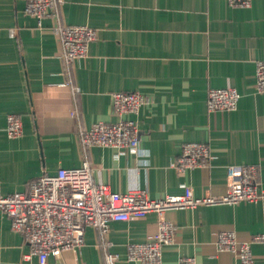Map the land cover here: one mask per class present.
<instances>
[{"label":"crops","instance_id":"1","mask_svg":"<svg viewBox=\"0 0 264 264\" xmlns=\"http://www.w3.org/2000/svg\"><path fill=\"white\" fill-rule=\"evenodd\" d=\"M25 0H0V195L26 192L43 172L86 160L93 180L113 191L145 190L150 198L226 191V166L255 164L261 197L234 204H201L169 209L174 241L162 248L161 264L192 255L196 264H240L218 250L219 230L232 228L238 240L264 230V93L256 92L255 61L264 59V0L248 7L227 0H63L57 16L41 23L24 12ZM58 22L97 30L87 56L66 65L58 56ZM12 31V34L10 32ZM232 86L240 97L234 110L208 111L207 90ZM75 87L78 91H75ZM138 91L148 98L135 114L141 152L114 146L83 147L80 131L97 121L114 122L110 94ZM75 111L72 114L71 111ZM16 113L22 134L9 137L6 116ZM189 141L207 143L204 166L179 172L170 165ZM158 216L111 220L107 249L126 260L129 242L144 241ZM85 242L45 264H105L98 233L87 228ZM29 245L0 210V264H40L25 259ZM255 264L262 246L252 244Z\"/></svg>","mask_w":264,"mask_h":264},{"label":"built area","instance_id":"2","mask_svg":"<svg viewBox=\"0 0 264 264\" xmlns=\"http://www.w3.org/2000/svg\"><path fill=\"white\" fill-rule=\"evenodd\" d=\"M252 0H227L231 6L248 7ZM63 0H25L24 12L37 18L40 24L45 16H57ZM60 43L58 56L70 65L87 56L88 45L97 36V30L87 24L58 22L53 27ZM12 34V31L10 32ZM78 91V88H74ZM256 92L264 93V59L255 61ZM239 92L232 86L211 87L207 90L208 111L234 110ZM112 112L118 116L114 122L97 121L80 131L83 147L91 145L114 146L119 150L141 152L139 130L136 122L124 117L135 114L148 102L147 96L138 91H113L110 94ZM75 114V111H71ZM9 137L22 134L21 118L16 113L6 116ZM211 157L207 143L189 141L182 144L178 156L170 162L179 172L187 168L202 167ZM226 191L221 195H195L188 185L182 193L165 194L150 198L145 190L113 191L108 184L96 182L86 160L78 166H60L56 173L43 172L33 179L26 192L15 191L0 195V210L11 220V228L19 232L29 245L25 259L36 256L38 263L59 256L67 249H75L85 242L87 228H93L104 247L105 264H116L118 254L107 249L106 236L111 220L140 218L149 212L157 214L156 232L144 241L129 242L126 260L134 264H161L162 248L173 243L176 225L162 214L169 209H188L201 204H234L240 200L254 201L261 197L255 164H230L226 166ZM262 246L264 262V230L252 234L247 240H238L232 228L219 230L216 238L218 250L233 253L240 264H255L252 244ZM177 264H196L192 255L180 256Z\"/></svg>","mask_w":264,"mask_h":264}]
</instances>
